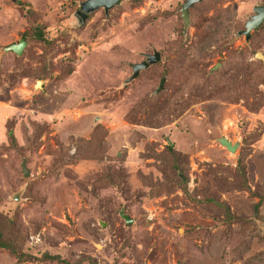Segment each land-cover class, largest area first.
Returning <instances> with one entry per match:
<instances>
[{
    "label": "rangeland",
    "instance_id": "1",
    "mask_svg": "<svg viewBox=\"0 0 264 264\" xmlns=\"http://www.w3.org/2000/svg\"><path fill=\"white\" fill-rule=\"evenodd\" d=\"M81 1L0 0V211L23 235L15 253L0 245V264H242L236 225L215 220L192 196L219 194L233 213L264 232V197L255 206L259 196L250 194L256 183L264 188V102L250 112L243 100H201L170 114L164 125L150 126L130 116L156 88L161 65L152 62L139 78H128L141 52L172 42L196 68L203 60L210 70L216 61L236 59L230 51L258 59L264 26L252 29L248 42L237 32L264 0H200L189 10L185 34L184 0H120L79 23L73 15ZM22 35L27 43L20 55L2 50ZM38 78L43 81L35 87ZM39 124L44 128L36 130ZM220 131L241 140L235 152L215 140ZM35 135L39 140L31 145ZM246 136L253 139L249 146ZM81 139L105 141V154L55 162L54 149L64 144L72 153ZM166 144L187 158L186 178L180 175L187 192L164 179L159 159L167 156ZM243 151L245 189L220 191L214 178L238 166ZM109 166L107 180L100 173ZM157 186L161 193H154ZM258 251L263 258L264 241L256 236L244 256Z\"/></svg>",
    "mask_w": 264,
    "mask_h": 264
},
{
    "label": "trees",
    "instance_id": "2",
    "mask_svg": "<svg viewBox=\"0 0 264 264\" xmlns=\"http://www.w3.org/2000/svg\"><path fill=\"white\" fill-rule=\"evenodd\" d=\"M132 1L137 2L138 0ZM199 1L200 0L194 1L193 4ZM262 25L264 26V22L261 23L258 28L262 27ZM258 28L252 31L255 32ZM36 34L41 36L40 31ZM22 36L24 37L23 39H26L24 35ZM252 36L253 33L250 32V39ZM171 44L170 47L169 44H167L161 46V49H158L159 58L154 62V64L159 63L162 68L158 70V78L166 76L164 88L157 93L151 92L146 94V96L136 104V109L130 116L133 121L150 126L164 125V123L172 119L171 117L184 112L183 110H186L191 104L213 98H224L233 103L243 100L245 108L250 112L257 110L261 102H264V88L259 87V84L264 83V60L258 58L250 62L246 60V58H243V56H240V53L233 54L230 53V51L229 54L232 57H236V59L222 62L218 68L211 72L208 66H206L207 61L203 60V64L198 66V68L193 67L192 64L186 62L187 57H184L182 54L184 52L181 50L182 46L177 42H172ZM260 46H262L261 43H259L258 47ZM168 53L169 55L172 54L171 57L168 56L167 58L169 66L165 64L164 61ZM175 63L179 64V68ZM185 63H187V68L184 67ZM150 65L153 64H149L146 68H143L142 71H146ZM40 76L42 77V75ZM176 78L179 83L176 82ZM172 113L173 115L169 117ZM34 127L37 128L36 130L44 128L42 124L34 125ZM95 134L96 133L93 134V137L96 136ZM9 137L13 139L12 137L14 136L11 135ZM38 138L39 137L35 135L30 140L28 139V141L32 142L31 145H33L35 141L39 140ZM252 140L250 136H246L243 139L244 146H249ZM91 141V139H81L80 142L74 141L73 143L76 144H74L75 150L72 153H70V146L61 144L59 148L52 151L56 155L55 162L69 164L85 158H97V153H99V156L105 154V148L108 145L105 141L101 142L99 145H92ZM35 144L37 145L39 142ZM153 151L154 150H152V154ZM164 151L167 152L168 157H162L163 155H160L162 159H159L161 163L160 166L166 167V172L168 173L164 175V179L166 177L167 180L170 181L171 186H177L187 192L186 181L180 177V175H182L186 178L187 158L182 156L177 149H174L172 144H166ZM154 155L160 157L155 151ZM246 155L247 151L241 152V159L238 166L226 169L223 176L214 178L216 184H222L219 189L220 191L245 189V163L243 159H245ZM160 170L163 171L161 167ZM112 173H117V168L112 171ZM100 175H105L106 179L109 180L111 178L110 166L104 168ZM161 179H163V177H161ZM161 186L163 185L161 184ZM158 188L163 189V187L157 186V188L154 189V193L162 192L158 191ZM168 188L169 185L167 189ZM263 189L262 184L256 183L254 191L251 192L250 190L251 196H259V201L255 203V206H258L261 203L260 200L264 197ZM192 200L207 209L211 213L210 216L215 220L236 225L235 230L237 234L242 236L240 243L236 246L241 245L242 247L240 246V248L236 249L235 253L236 255L238 254L236 257L242 259V264H264V257H259V251L257 254L248 257L244 256L252 239L257 236L261 241H264V232L254 230L253 226L250 227V225H253L251 219L233 213L230 205L226 200H222L219 194L209 198L206 196L204 198H196L195 193H193ZM9 219L10 217L8 214L0 211V245L3 247L8 246V248L15 253L21 250L22 241L19 236L23 235L20 233L22 231H19L17 226L13 227L15 224H12ZM14 220L18 223L16 216ZM24 255L26 254H22V256ZM26 256L30 258L29 255ZM48 256L51 258L53 257V255Z\"/></svg>",
    "mask_w": 264,
    "mask_h": 264
},
{
    "label": "water",
    "instance_id": "3",
    "mask_svg": "<svg viewBox=\"0 0 264 264\" xmlns=\"http://www.w3.org/2000/svg\"><path fill=\"white\" fill-rule=\"evenodd\" d=\"M120 0H82L74 12L75 14L82 15V20H84L87 17V14L91 12L92 10L102 7L104 12L113 5L117 4ZM197 0H185L180 8V15L183 21V31L186 32L189 24H190V14L188 11V7L192 5V3ZM253 13L249 15L248 19L246 20L244 24V29L238 32V35H243L245 38V41H249L250 37V31L252 29L257 28L261 23L264 22V5L262 4H255L252 6ZM27 41L23 38L18 39L17 42L7 44L5 46H2L3 51H11L15 55H20L22 52V49L26 46ZM254 56L260 59L264 58V55L261 53V51H255ZM158 58V51L156 49H153L151 53L146 54V58L143 60L138 61V63L132 64L131 68L133 69L131 78H134L138 73L139 70L143 67H146L149 63H152L156 61ZM220 65V61H216L212 67L211 71H213L215 68H217ZM166 80V76L160 77L158 84L156 88L154 89L153 93L159 92L161 89L164 88V82ZM42 79L38 78L35 81V87H38L42 83ZM215 140L220 144L223 145L228 151L235 152L237 148L241 144L240 139L232 140L230 137H228L223 131H220L219 136L215 138ZM170 141V140H169ZM25 159L23 158L20 163V169L23 176L28 175V170L25 168ZM182 178V176H181ZM23 189V188H22ZM21 189L17 190L12 194V198L14 200H18L20 197ZM122 210L120 211V213ZM124 221H127V217L125 214L121 215Z\"/></svg>",
    "mask_w": 264,
    "mask_h": 264
},
{
    "label": "flooded vegetation",
    "instance_id": "4",
    "mask_svg": "<svg viewBox=\"0 0 264 264\" xmlns=\"http://www.w3.org/2000/svg\"><path fill=\"white\" fill-rule=\"evenodd\" d=\"M184 1H185V0H184ZM184 1H183V2H184ZM183 2H182V3H183ZM182 3H181V4H182ZM193 3H194V2H193ZM193 3H192V5H191L190 7H188V11H189L190 8L193 6ZM181 4H180V6H181ZM77 7H78V4H77ZM179 8H180V7H179ZM102 9H103V8H102ZM75 11H76V10H75ZM75 11H74V12H75ZM103 11H104V10H103ZM89 13H90V12H89ZM89 13L87 14V17L89 16ZM189 14H190V11H189ZM73 16L79 21V23H81L82 15H80V14H75V13H74ZM180 16H181V15H180ZM87 17H86L85 19H87ZM85 19H84V20H85ZM84 20H82V22H83ZM182 23H183V21H182ZM190 23H191V18H190ZM189 26H190V24H189ZM189 26H188V28H189ZM183 28H184V27H183ZM188 28H187V30H188ZM243 29H244V28H243ZM243 29L238 30V32L241 31V30H243ZM187 30H186V32H187ZM186 32L183 31L184 34H185ZM238 32H237V34H238ZM239 36H243V35H239ZM249 39H250V37H249ZM244 40H245V38H244ZM153 49H155V48L152 47V48L150 49V51H144V52H141V60L145 59V58H146V54L151 53V52L153 51ZM156 50L158 51V49H156ZM158 58H159V51H158ZM158 58H157V60H158ZM154 62H155V61H154ZM154 62H153V63H154ZM136 63H138V62H136ZM149 64H151V63H149ZM149 64H148V65H149ZM131 65H132V64H131ZM148 65H147V66H148ZM147 66H146V67H147ZM130 67H131V66H130ZM146 67H143V68H146ZM143 68H141V69L139 70V73H138L134 78H131V76H130V77L128 78V81H132V80H134V79L139 78V76H140V72L142 71ZM132 72H133V71H132ZM131 75H132V74H131ZM159 79H160V78H159ZM165 81H166V80H165ZM164 84H165V82H164ZM152 92H153V91H152ZM127 220L130 221L129 218H127Z\"/></svg>",
    "mask_w": 264,
    "mask_h": 264
}]
</instances>
